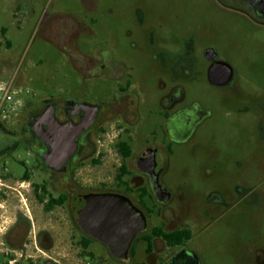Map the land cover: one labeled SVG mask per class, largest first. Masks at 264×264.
<instances>
[{
  "label": "rangeland",
  "instance_id": "374dc122",
  "mask_svg": "<svg viewBox=\"0 0 264 264\" xmlns=\"http://www.w3.org/2000/svg\"><path fill=\"white\" fill-rule=\"evenodd\" d=\"M96 2L89 11L83 0H0V81L17 87L23 99L16 115L0 118V174L21 178L26 171L21 162L34 161L27 150L30 135L23 132L27 107L67 97L93 102L112 98L114 82L79 70L83 55L96 56L106 49L132 69L140 98L137 148L161 139L151 134L158 124L155 113L173 86V75L181 73L178 67H189L194 73L181 78L186 91L181 106L197 101L211 117L194 138L174 145L169 153L162 183L173 195L171 208L196 223L189 246L204 264H241V256L264 251V245H229L264 241V205L241 207L235 221L230 216L214 222L203 215L208 209L204 201L226 187L237 200L254 196L257 203L264 201V165L259 162L262 158L264 163V138L263 154L258 155L260 130L250 116L255 98L264 93V23L218 0ZM77 24L86 30L76 32ZM207 46L234 69L230 87L208 83ZM94 141L100 153L79 166L74 176L87 191L117 190L118 180L147 187L134 165L122 166L112 137ZM224 160L226 165L220 164ZM128 171L132 173L126 175ZM37 219V231L45 229L51 238L37 250L17 253L19 264H142L149 259L143 239L133 246L134 258L120 260L101 242L80 246L73 221L59 210L45 214L40 207Z\"/></svg>",
  "mask_w": 264,
  "mask_h": 264
},
{
  "label": "flooded vegetation",
  "instance_id": "af4514ba",
  "mask_svg": "<svg viewBox=\"0 0 264 264\" xmlns=\"http://www.w3.org/2000/svg\"><path fill=\"white\" fill-rule=\"evenodd\" d=\"M96 1L83 0L89 11L96 8ZM218 2L245 11L257 23H264V0H218ZM75 29L80 33L86 30L83 24H77L73 30ZM202 29L206 30V27ZM131 35L132 32L129 31L128 36ZM133 46L136 45L133 43ZM204 56L208 62L206 69L208 83L216 88L230 87L235 79L234 69L221 61L218 51L211 46L204 49ZM178 68H181V73L176 72L173 75L171 79L173 86L161 99L155 113L158 124L151 130V134H159L161 139L147 141L142 147L135 146L141 117L140 98L134 90L132 69L126 63L117 60L111 51L106 49L96 56L83 55L79 70L114 82L112 98L93 102L67 97L44 100L25 109L23 132L30 135L27 140V150L34 161L21 162L26 170L21 178H15L8 172L0 174V256L2 258L0 264H19V260L15 258L17 253L37 250L38 245H45L50 240L49 231L45 229L37 231V210L40 207L45 214H53L55 210H59L67 219L73 221L75 229L80 234L78 244L83 248H86L89 242H99L88 236L78 224L74 204L77 200L92 195L108 193L117 195L122 203L133 204L147 219V229L137 235L129 258H134L133 246L138 240L143 239L148 245L146 252L149 259L142 264H204L198 253L189 246L194 240L196 223L188 219L183 211L177 212L171 208L173 195L162 183V175L167 168L172 147L194 138L202 124L211 117V112L197 101L181 106L186 94L180 82L181 78H188L194 72L189 67ZM161 85L165 87L164 82H161ZM254 103H256L253 104L255 112L249 115L257 119L255 122L260 130L259 135H256L259 155L263 154L261 145L264 138V93L255 98ZM252 109L250 106L248 110L252 112ZM52 116H55L60 123L89 122L77 137V148L73 155L58 168H49L44 161L45 156L51 154L53 150L47 140V137H51L53 128ZM96 137H112L116 153L123 160L122 166L127 168L129 164L134 165L141 175L140 178L146 180L147 187L144 185L135 187L134 183L133 186L129 185L128 181L118 180L117 190L87 191L77 182L74 177L77 168L100 153L94 141ZM124 146L131 151L127 158L121 154ZM225 162L224 160L220 164L226 165ZM232 162L239 164L237 159ZM259 162L264 165L262 158H259ZM131 173L128 171L126 175ZM154 176H158L162 188L169 194L168 199L156 194L153 187ZM223 186L225 188L227 185L224 183ZM255 203L260 204L261 207L264 205V201L257 203L254 196L237 200L226 187L225 192H215L204 201V206L208 209L203 211V215L214 222L230 216H233L235 221L236 212L241 207ZM159 231L162 236L157 235ZM229 245H264V241L234 242ZM254 251L253 255H243L238 258L240 263L263 264L264 251L262 249Z\"/></svg>",
  "mask_w": 264,
  "mask_h": 264
},
{
  "label": "water",
  "instance_id": "95a60500",
  "mask_svg": "<svg viewBox=\"0 0 264 264\" xmlns=\"http://www.w3.org/2000/svg\"><path fill=\"white\" fill-rule=\"evenodd\" d=\"M53 128L48 143L53 148L44 161L49 168L62 166L77 148V137L89 122L60 123L52 116ZM157 195L169 198L162 188L158 176L153 177ZM75 218L84 232L107 246L111 254L120 260L129 258L137 235L147 229V219L133 204H125L115 194H96L74 204ZM44 264H56L46 261Z\"/></svg>",
  "mask_w": 264,
  "mask_h": 264
},
{
  "label": "built area",
  "instance_id": "2783aa9c",
  "mask_svg": "<svg viewBox=\"0 0 264 264\" xmlns=\"http://www.w3.org/2000/svg\"><path fill=\"white\" fill-rule=\"evenodd\" d=\"M17 87L9 82L0 81V118L8 120L11 115H16L23 104L21 93L15 91Z\"/></svg>",
  "mask_w": 264,
  "mask_h": 264
},
{
  "label": "trees",
  "instance_id": "16d2710c",
  "mask_svg": "<svg viewBox=\"0 0 264 264\" xmlns=\"http://www.w3.org/2000/svg\"><path fill=\"white\" fill-rule=\"evenodd\" d=\"M130 153H131V151H130V149L127 148V146L122 147L121 154L123 157L127 158L130 155ZM157 235L162 236V233L159 231V232H157ZM87 246L88 245H86V248H87Z\"/></svg>",
  "mask_w": 264,
  "mask_h": 264
}]
</instances>
